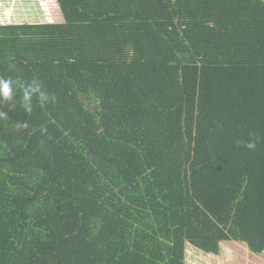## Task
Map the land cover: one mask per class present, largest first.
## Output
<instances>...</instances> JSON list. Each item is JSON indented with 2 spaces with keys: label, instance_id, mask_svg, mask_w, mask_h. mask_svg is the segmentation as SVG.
Returning <instances> with one entry per match:
<instances>
[{
  "label": "trees",
  "instance_id": "16d2710c",
  "mask_svg": "<svg viewBox=\"0 0 264 264\" xmlns=\"http://www.w3.org/2000/svg\"><path fill=\"white\" fill-rule=\"evenodd\" d=\"M57 1L0 24V78L56 97L0 104V264L264 252V0Z\"/></svg>",
  "mask_w": 264,
  "mask_h": 264
},
{
  "label": "rangeland",
  "instance_id": "374dc122",
  "mask_svg": "<svg viewBox=\"0 0 264 264\" xmlns=\"http://www.w3.org/2000/svg\"><path fill=\"white\" fill-rule=\"evenodd\" d=\"M0 2L4 3L5 10L7 7L13 8L17 13L13 19L3 23H46L64 20L57 0H1ZM240 242L242 241H222L219 254L207 253L188 242L186 264H264V252L254 253L246 242L244 244Z\"/></svg>",
  "mask_w": 264,
  "mask_h": 264
},
{
  "label": "clouds",
  "instance_id": "9594fccd",
  "mask_svg": "<svg viewBox=\"0 0 264 264\" xmlns=\"http://www.w3.org/2000/svg\"><path fill=\"white\" fill-rule=\"evenodd\" d=\"M18 90L21 92L19 101L20 107L27 114L33 111L34 98L40 105H46L49 102L56 101V97L45 91L43 85L36 79H33L31 82H25L20 79L0 78V104L12 106V104L16 101ZM4 116L8 117L7 113L0 111V118ZM21 126L27 128L28 124L25 121L21 123ZM41 132L46 133L47 129L42 127ZM245 147L248 149H255L256 144L254 142H248L245 144Z\"/></svg>",
  "mask_w": 264,
  "mask_h": 264
},
{
  "label": "crops",
  "instance_id": "0c3cea01",
  "mask_svg": "<svg viewBox=\"0 0 264 264\" xmlns=\"http://www.w3.org/2000/svg\"><path fill=\"white\" fill-rule=\"evenodd\" d=\"M188 244H186V251H187Z\"/></svg>",
  "mask_w": 264,
  "mask_h": 264
},
{
  "label": "built area",
  "instance_id": "2783aa9c",
  "mask_svg": "<svg viewBox=\"0 0 264 264\" xmlns=\"http://www.w3.org/2000/svg\"><path fill=\"white\" fill-rule=\"evenodd\" d=\"M9 23H11V22H9Z\"/></svg>",
  "mask_w": 264,
  "mask_h": 264
}]
</instances>
